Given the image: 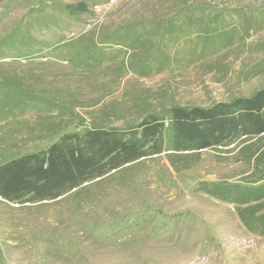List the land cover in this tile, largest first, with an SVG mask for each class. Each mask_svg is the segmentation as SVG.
<instances>
[{"label":"rangeland","instance_id":"rangeland-1","mask_svg":"<svg viewBox=\"0 0 264 264\" xmlns=\"http://www.w3.org/2000/svg\"><path fill=\"white\" fill-rule=\"evenodd\" d=\"M79 1L89 11L69 16L64 6ZM185 5L218 20L229 43L179 65L203 35L194 26L169 42L159 30L150 49L172 65L146 77L129 68L147 54L106 43L124 25L165 21ZM263 60L264 0H0V164L93 125L249 96L264 87ZM134 169L80 201L0 198V264H264V236L249 233L233 205L196 191L200 181L238 180V166L204 151L181 173L164 157Z\"/></svg>","mask_w":264,"mask_h":264},{"label":"trees","instance_id":"trees-1","mask_svg":"<svg viewBox=\"0 0 264 264\" xmlns=\"http://www.w3.org/2000/svg\"><path fill=\"white\" fill-rule=\"evenodd\" d=\"M64 8L69 16L89 11L84 1ZM218 25V20H208L204 9L185 5L165 21L124 25L106 43L123 47L133 55L147 54L131 69L123 63L124 69L146 77L172 65L163 51H151L154 33L160 30L162 38L176 42L185 29L195 26L203 35L201 48L190 49L174 60L182 65L185 60L198 54L203 57L205 51L229 43L221 39ZM262 63L257 76L264 74V60ZM204 151H211L216 163L238 166L236 175L241 177L235 181H200L196 191L233 205L241 225L251 234L264 236V87L249 96L205 107L149 110L124 127L93 125L81 132L63 134L44 150L0 164V198L17 205L57 202L67 197L80 201L77 198L81 199L83 192L115 173L133 169L132 173L141 161L164 157L173 172L181 173L198 166Z\"/></svg>","mask_w":264,"mask_h":264}]
</instances>
